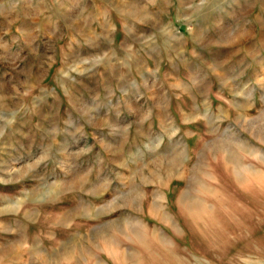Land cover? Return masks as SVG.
<instances>
[{
	"label": "rangeland",
	"instance_id": "374dc122",
	"mask_svg": "<svg viewBox=\"0 0 264 264\" xmlns=\"http://www.w3.org/2000/svg\"><path fill=\"white\" fill-rule=\"evenodd\" d=\"M0 264H264V0H0Z\"/></svg>",
	"mask_w": 264,
	"mask_h": 264
}]
</instances>
